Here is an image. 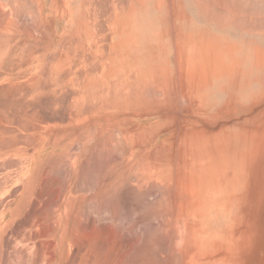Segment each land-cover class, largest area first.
<instances>
[{
	"label": "rangeland",
	"instance_id": "rangeland-1",
	"mask_svg": "<svg viewBox=\"0 0 264 264\" xmlns=\"http://www.w3.org/2000/svg\"><path fill=\"white\" fill-rule=\"evenodd\" d=\"M20 1L23 0H14L13 3L12 1H0V9H2L1 11L3 9L10 10L8 15H14L12 16L14 23L24 24L33 29L38 20L33 15L36 2L25 0L23 3ZM3 4L5 5L4 8L2 7ZM262 6L261 4L255 5V15L264 14ZM189 8L192 11V17L189 18V21L185 20V27L196 29L197 25L192 20L196 17H194L195 14L191 5ZM158 9L159 12L163 9L160 3ZM3 21L2 23L5 25L6 23ZM30 24L32 28L29 26ZM234 30L232 29V32L225 31V34L232 41L229 49H213L214 53L220 52L223 61L231 66L230 68L221 66L222 75L220 77L214 75L212 76L213 80L211 78L210 81H191L190 96L183 98L180 95V89L176 88L180 82H173L175 93L172 97L164 96L167 91H162L160 90L162 88L158 87L157 99L159 102L163 101L168 104L171 101L173 105L168 106L170 111L152 114L142 113L134 116V120L141 122L142 126H147L149 122L155 121L160 122L158 125L170 126L169 132L165 128H156L152 131L138 128V132H141L134 134L131 129L127 128L128 125L121 129L111 128L110 142L108 145L102 146L100 143L101 135L94 138V135L91 136V133L93 134L91 130H87L84 136L75 135L72 137H64L66 131L61 130L62 138H60V133L56 137H50L47 131L36 127L29 131L26 129L24 131L15 130V133L20 135L29 132V140L39 136L36 142H40L38 150L33 154V147L37 144L34 140L33 144L30 143L26 146L27 150L24 153L21 150H14L15 153L12 154L16 166H13V169L17 175L0 177V230L3 229L0 233V264H41L42 261L44 264L46 260V263L50 262L52 259L50 251L48 252L50 254L49 260V257L46 258L45 256L42 260L37 256L47 252L40 253V249H37L39 250L37 253L40 254L35 253L37 256L35 258L36 247L34 244L43 238L53 239L51 240L53 243L48 241L52 244L51 249L49 246L48 249L47 247L44 248L43 241L45 240H40L43 242L42 246L39 245L40 241L37 245L38 248L42 247V250L44 248L53 251L55 254L53 259L56 260L50 264H58L59 249L56 244L60 242L61 237H64L62 252L68 257L70 252L74 254L73 251L78 250L79 245L77 243L80 242L73 243L69 239L71 233L69 231L63 233L62 231V218H65V214L69 211L76 214L78 227L83 228L86 224V227L90 226L99 231L106 229L103 231L108 232L110 237L116 235L119 239L118 235H120L121 241L125 239L122 242L125 246L123 250L128 252L130 256L141 254L151 261L154 259L156 264H264V43L259 40H252L250 43L245 42L241 39L244 33L240 34ZM251 50H255L254 60L249 58ZM211 67V65L207 66L208 69ZM225 68L226 70H224ZM208 71L206 77L211 76ZM215 76L216 79H214ZM167 83L170 87L171 82ZM149 92L150 90L147 91V93ZM154 93V90L151 91V95ZM145 100L147 97L143 95V101ZM159 108L162 107L159 106ZM165 108L162 109L166 110ZM131 115L126 114L127 120L130 119ZM77 121L76 123H78ZM45 122L46 125L50 126L56 124L55 122ZM172 126H174L173 132ZM74 128L77 129L78 127ZM157 131V141L151 144V139ZM93 140L99 143L93 145L87 143ZM61 142L62 144H60ZM179 150H184L182 152H185L187 156L182 152L179 153ZM9 154L12 156L11 153ZM6 156H9L8 153H5ZM19 159H23L22 161H26L25 159L27 161L34 160L33 168L36 167L29 172L27 171L26 174L20 175L21 160L17 164ZM174 159H179V165ZM18 166L20 167L18 168ZM178 166L184 176L179 169L177 170ZM148 172H154L153 177L145 176ZM172 173L179 178L180 175L182 176V179L180 178L181 184L177 183L179 178L177 179L175 175L173 176L175 181L171 182ZM22 181L26 182L24 186ZM47 181H50V185ZM153 183L156 184V187L152 186ZM166 185L168 186L166 187ZM180 186L184 193L179 191V188L182 190ZM184 186L185 188H183ZM171 187L173 188L171 189ZM46 188L51 189L50 192L48 191L50 196L46 192ZM112 189H114L113 192H111ZM54 191H57V195ZM190 192L191 194L187 195ZM51 195L54 197L52 198ZM180 195L183 199H180ZM37 196L39 199L40 197L43 198L44 201L42 202L43 199L37 200ZM43 204L50 205V207L47 206L50 211L49 209L43 210ZM175 204L177 208L174 207ZM34 208L38 209L34 210ZM193 209L198 216L195 219L191 216ZM41 210L44 213L47 212L46 216L40 212ZM174 210H180L177 211L180 215H177ZM11 212L13 214L18 212V215L15 216ZM34 212L39 215L37 216ZM53 214H55L53 217L54 224L50 225ZM37 217L41 221H37ZM27 219L28 221L29 219L34 220V222L31 220L28 222ZM44 219L48 222V228L46 226L41 227L44 226ZM185 222H189L188 227L192 225L191 231L193 230L195 240L188 243V253H186L189 257L183 260L180 238L184 235ZM26 224L25 228L23 225ZM35 224L43 225L34 229L33 227L38 226ZM31 225L33 230H30ZM12 226L15 227L14 231ZM68 227L70 228V225ZM86 227L84 228L86 229ZM108 227V230H113L109 232ZM41 228L44 230L42 231ZM39 229L42 233L44 232V235L38 233ZM26 230L28 234L31 232L33 236L36 233L41 234L35 238L29 235L32 239L34 238L30 241L31 243L37 241V243L30 244L32 245L31 248L34 247V251L27 248L28 238L26 235L28 234ZM114 230L115 234L113 233ZM189 230L190 227L187 232L191 236ZM194 230L197 234L194 233ZM224 231L228 232L225 233ZM181 233L183 234L181 235ZM221 234H223V239ZM11 237L12 239H10ZM36 238L38 240H35ZM146 240L147 245L145 244ZM23 242L25 243L24 250L21 245ZM74 245L75 248L72 247ZM6 247L9 249L7 248V250ZM70 247L74 249L69 250ZM16 252L17 254L21 253V255L18 254L17 257ZM147 255L149 256L147 257ZM15 258L18 262L14 260ZM65 262L63 264H67L68 261Z\"/></svg>",
	"mask_w": 264,
	"mask_h": 264
},
{
	"label": "crops",
	"instance_id": "crops-1",
	"mask_svg": "<svg viewBox=\"0 0 264 264\" xmlns=\"http://www.w3.org/2000/svg\"><path fill=\"white\" fill-rule=\"evenodd\" d=\"M34 1H36V9H34L33 15L38 18L39 22L37 21L38 24L33 29L24 24L14 23L12 14H7L9 20L14 23L11 24L12 27L6 26L9 25L8 18L5 19V23L7 21L5 26L0 27V85L2 82L6 83L7 88L5 87V89L7 90L10 82L15 84L14 81L19 80L17 83L20 86L16 85L20 90L24 85L23 80H27L24 82H28V86L25 83L26 89L24 87L22 89L28 93L25 94L29 98L39 91V87H44L45 90L47 88L51 92L56 90L54 89L55 83L56 86L57 84L61 85V89L54 91L56 95L57 91H63L59 92L61 98L58 93L60 99L56 97L59 102L56 101L55 107L52 105L54 108L49 103L55 97L51 95L52 100L50 101L47 91H45L48 93L47 96L46 93L40 91L46 96L44 98L46 103L40 98L42 95L38 97L42 102L44 101L43 104L50 105V107L45 105V107H41L39 98H37L38 105L33 103L29 105L31 100L24 93L18 95L24 90L19 92L17 86L15 88L18 90H16L18 94L10 89L14 95H11L9 90H7L9 94L6 91V95L5 90L4 93L0 92L2 96L3 94L5 96L0 95L1 98L4 100L7 98L6 103L2 102L4 107L15 102L19 105V109L18 106H14L15 104L12 105L16 110H19L17 113H13L12 110L15 108L13 109L11 106L7 109L3 107L4 116L0 113V122H4L0 123V127L10 123L7 127L11 129L13 126L12 130L25 129L24 126L27 122L21 126L22 122L19 124L20 121H17L16 117H19L20 107L28 104L29 106L21 108L26 113L19 114L20 117L22 115L26 120H30L29 125L26 126L28 131L33 127H48L45 121L56 123L50 127L67 129L64 137L82 136V134L84 136L87 130L92 131L93 129L94 138L101 135L102 146L109 144L111 128L121 129L128 125L127 128L131 129L134 134L141 132H138V128L151 131L156 128H165L169 132L170 126L158 125L159 121L149 122L147 126H142L141 122L134 120V116L142 113L170 111L168 106L173 105L171 101L168 104L163 101L159 102L157 99L158 87L162 88L160 89L162 91H167L164 96L172 97L175 93L173 82H180L176 88L180 89L181 97H189L191 81L210 80L212 76L222 74L221 66L230 68L231 66L223 61L220 52L214 53L213 51L216 48L219 50L230 48L232 41L225 34V27H234V31L247 36L264 33V14L255 15V5L261 4L264 8V0ZM159 3L163 6L160 12ZM190 5L195 14L194 17H196L192 19L197 25L196 29L185 27V20L189 21V18L192 17ZM7 11L6 9L5 12ZM25 32H29L28 34L31 35ZM18 42L24 45L18 47ZM23 53L24 55H22ZM21 57L24 59L22 60ZM15 58L21 60L16 61ZM3 60L4 63H2ZM14 60L18 62L17 65ZM12 61L15 63L12 64ZM7 65L10 67L8 68ZM209 65L212 66L211 69L207 68ZM4 66L6 68H3ZM207 71L211 76H205ZM18 76L22 79H19ZM7 81H9L8 84ZM158 82L160 83L158 84ZM167 82H171L170 87ZM13 83L11 86L14 91ZM58 86L55 88H60ZM27 88L33 89V91L29 93ZM148 90H150L149 93H147ZM153 90L155 93L151 95ZM75 93L79 94V97L77 96L79 101L75 98L77 95ZM143 95H146L147 100L143 101ZM22 97H26L27 102ZM54 101L52 102L54 103ZM23 102L26 105H23ZM159 106L166 107V110ZM11 108L15 116L10 113ZM27 113L33 114V116L36 113L37 120L32 118L34 122H31L30 116L28 115V119L27 115L25 116ZM126 114H132L130 119L127 120ZM10 117L11 119H9ZM24 118L22 121H25ZM76 118L80 121H77ZM15 119H17L16 122ZM118 119L119 121H117ZM76 121L78 123H75ZM9 125L11 126L9 127ZM173 128L174 126H172V132ZM150 133L152 134V132ZM22 134H29V132ZM93 135L91 133L92 137ZM1 137L2 146L8 145L1 141ZM62 137L63 134L60 138ZM28 141L27 143H30V140ZM88 143L93 145L99 142L93 140ZM2 146H0V162L4 159V162L6 159H9L8 162H12L11 146L13 145L4 148ZM8 152L12 154L10 158L5 157V153ZM12 165L14 166L13 163ZM13 166L9 168L3 166L4 170L0 169V177L17 175L14 173Z\"/></svg>",
	"mask_w": 264,
	"mask_h": 264
},
{
	"label": "bare ground",
	"instance_id": "bare-ground-1",
	"mask_svg": "<svg viewBox=\"0 0 264 264\" xmlns=\"http://www.w3.org/2000/svg\"><path fill=\"white\" fill-rule=\"evenodd\" d=\"M2 1H3V0H2ZM6 1H7V0H6ZM9 1H10V0H9ZM15 1H18V0H15ZM24 1H25V0L20 1V2H23V3H24ZM33 1H34V0H33ZM34 2H36V1H34ZM5 3H6V2H4V4H5ZM12 3H13V1H12ZM25 3H26V2H25ZM4 4L2 5V7H3V6L5 7V5H7V4H5V5H4ZM9 4H10V3H9ZM26 4H27V3H26ZM34 5H35V3H34ZM0 6H1V5H0ZM12 6L14 7V5H12ZM20 6H21V5H20ZM24 6H25V4H24ZM2 7H1V8H2ZM4 7H3V8H4ZM27 7H28V6H27ZM29 7H30V6H29ZM15 9H16V7H15ZM29 9H30V8H29ZM31 9H32V7H31ZM33 9H34V8H33ZM35 9H36V7H35ZM1 10H2V9H0V11H1ZM12 10H13V9H12ZM17 10H18V8H17ZM23 10H24V9H23ZM26 10H27V9H26ZM3 11H4V12H3ZM3 11L0 12V26H2V25L5 26V25L2 23V21H3L4 19H6V16H8V15H7V14H8L7 12H9L10 10L7 11V12H5L6 9H3ZM14 11H15V10H14ZM2 12H3V13H2ZM11 12H12V11H11ZM4 13H6V14H4ZM9 13H10V12H9ZM16 13H17V12H16ZM18 14H19V12H18ZM21 14H22V13H21ZM23 14H25V13H23ZM26 14H27V11H26ZM36 14H37V13H36ZM5 15H6V16H5ZM12 16H14V15H12ZM19 16H20V15H19ZM24 16H25V15H24ZM21 17H22V16H21ZM7 18H8V20H9V17H7ZM8 20H7V21H8ZM25 20H26V19H25ZM7 21H6V23H7ZM15 21H16V20H15ZM23 21H24V20H23ZM37 21H38V20H37ZM3 22L5 23V20H4ZM38 22H39V21H38ZM8 23H11V21L9 20ZM22 23H24V22H22ZM36 23H37V22H36ZM1 24H2V25H1ZM11 24H14V23H11ZM11 24L6 25V26H8V27H12ZM26 24H27V23H26ZM31 24H32V23H31ZM31 24H30L29 26H31ZM37 24H38V23H37ZM32 25H33V24H32ZM21 26H22V25H21ZM15 27H16V26H15ZM13 28H14V27H13ZM13 28H11V29H13ZM22 28H23V27H22ZM31 28H32V26H31ZM35 29H36V28H35ZM232 29H234V27H231V26L225 27V31L227 30L228 32H232ZM23 30H24V29H23ZM25 30H26V29H25ZM23 32H24V31H23ZM3 33H4V32H3ZM25 33L28 34L29 32H28V33L25 32ZM5 35H6V34H5ZM5 35H4V36H5ZM7 35H8V34H7ZM10 35H11V34H10ZM16 35H17V34H16ZM28 35H31V34H28ZM7 38H8V37H7ZM241 39H242L243 41H245V42H249V43H250L252 40H259L260 42L264 43V33H254V34H250L249 36H247L246 34H244L243 37H242ZM7 41H8V40H7ZM9 41H10V40H9ZM20 41H21V40H20ZM26 42H27V41H26ZM18 43H19V42H18ZM15 44H16V43H15ZM13 45H14V44H13ZM19 45L22 47L24 44L21 45V44L19 43V44H18V47H19ZM18 47H17V48H18ZM9 48H10V47H9ZM9 48H8V49H9ZM19 49H20V48H19ZM23 49H24V48H23ZM16 50H17V49H16ZM16 50H14V51H16ZM6 52H7V51H6ZM6 52H5V53H6ZM9 52H10V50H9ZM9 52H8V54H11V53H12V51H11V53H9ZM6 55H7V53H6ZM20 55H21V54H20ZM22 55H24V53H23ZM4 57H5V56H4ZM7 57H8V56H7ZM12 57H13V55H12ZM16 57H17V56H16ZM19 57H20V56H19ZM249 58L252 59V60L255 59V50H251V52H250V57H249ZM0 59H1V58H0ZM2 59H3V58H2ZM5 59H6V58H5ZM19 59H20V58H18V60H19ZM21 59H22V57H21ZM21 59H20V60H21ZM23 59H24V58H23ZM23 59H22V60H23ZM10 60H12V59H10ZM15 60H16V58H15ZM15 60H14V61H15ZM18 60H16V61H18ZM16 61H15V62H16ZM6 62H7V60H6ZM15 62L12 61L11 63L14 64ZM19 62H20V61H19ZM23 62H24V61H23ZM23 62H22V64H23ZM2 63H4V60L2 61ZM8 63H10V61H8ZM253 63H254V62H253ZM12 64H10V65H12ZM17 64H18V62H16L15 65H17ZM15 65H14V67H15ZM20 65H21V63H20ZM1 66H3V65H1ZM7 66H8V68L10 67L9 65H7ZM12 66H13V65H12ZM12 66H11V69H12ZM3 68H6V67L4 66ZM8 68H7V69H8ZM221 68H222V67H221ZM220 70H221V69H220ZM224 70H226V69H224ZM229 71H230V70H229ZM221 72H222V71H221ZM220 75H222V74H220ZM220 75H217V76L220 77ZM18 77H19V79L21 78L20 76H18ZM216 78H217V77L215 76L214 79H216ZM13 79H14V78H13ZM21 79H22V78H21ZM112 79H113V78H112ZM121 79H122V78H121ZM10 80H11V79H10ZM210 80H211V79H210ZM210 80H209V81H210ZM212 80H213V78H212ZM12 81H13V80H12ZM24 81H27V80H23V82H22V83L24 84L23 87L25 86V83H26V82H24ZM8 82H9V81H7V84H8ZM14 82H15V84H14L13 82H10V83H9L10 86H9V88H8L7 90L10 89L12 92H16L17 89L15 88V86L18 87V85L20 86V84L17 83V82H19V80H18L17 82H16V81H14ZM2 83H3V82H2ZM2 83H1V85H2ZM11 83L14 84V88H13V89H15L14 91L12 90V86H11L12 84H11ZM20 83H21V80H20ZM215 83H216V82H215ZM5 84H6V83H5ZM5 84L3 83L4 86H3V85H2V86L0 85V86L2 87V89L0 88V89H1L0 92H3V91L5 90L4 92H5V95H6V91H7V90L5 89V87H6ZM16 84H18V85H16ZM26 84H27V86H28V82H27ZM58 85H59V84H57V86H58ZM7 86H8V85H7ZM21 86H22V84H21ZM57 86H56V83H55V87H57ZM59 86H60V88H55V87H54V89H56V90L61 89V85H59ZM59 86H58V87H59ZM10 87H11V88H10ZM23 87H22V88H23ZM25 87H26V86H25ZM25 87H24V89H26ZM52 87H53V86H52ZM3 88H4V89H3ZM6 88H7V87H6ZM22 88H21L20 90H24V89H22ZM62 88H63V86H62ZM27 89H28L29 93H31L30 91H33V89H31V90H29V88H27ZM40 89H41V90H40ZM42 89H44V90H42ZM10 90H9V91H10ZM18 90H19V87H18ZM18 90H17V91H18ZM20 90H19V92H20ZM56 90H54V91H56ZM9 91H7V94H9V93H8ZM11 91H10L11 95H12V94L14 95V93H12ZM26 91H27V90H26ZM28 91H27V92H28ZM40 91L43 92L44 94L46 93L45 91H47V92L49 93V95H48V93H46L45 95H46V96H47V95L49 96L50 101L52 100V99H51L52 96L55 97V98H53V100H52V101H54V99H56V100L54 101V103H53L52 101H51V103H49V104L51 105V107H52V105L54 106L55 104H57V102H59L58 99L61 98L59 92H60V91L62 92L63 90H59V91H57V95H56V93H55L54 91L51 92V91H50L49 89H47V88H46V90H45L44 87H43V88L39 87V91H37L36 93H34L33 96H31L30 98L27 97L28 95H26V94H28V93H26L25 90H24V92L21 91L22 93H21V92H20L19 94H18V92H16V93H17L18 95L23 94V93H24V94L26 93V94H25L26 97H27L28 99L31 100V101L29 100V101L31 102V103H29V105H31L32 103H33L34 105H35V104L38 105V102H37V101H38L37 98H39L38 96H39V95H42V96H40V98L43 99V100H44V98L46 97L43 93L41 94ZM4 92H3V93H4ZM38 92H39V93H38ZM50 92H51V93H50ZM79 92H80V91H79ZM103 92H104V91H103ZM3 93H2V94H3ZM16 93H15V94H16ZM53 93H54V95H53ZM58 93H59V97H60V98H58ZM81 93H82V92H81ZM35 94H36V95H35ZM75 94H77V95H75V98H77V96H78L79 94H78V93H75ZM0 95H1V94H0ZM18 95H17V96H18ZM51 95H52V96H51ZM1 96H2V95H1ZM1 96H0V99H2V100L0 101V102H1L0 105H2V104L6 101V99H7V98H6V99L4 100L3 98H1ZM3 96H4V94H3ZM3 96H2V97H3ZM8 96H10V95H8ZM36 96H37V97H36ZM43 96H44V97H43ZM50 96H51V97H50ZM4 97H5V96H4ZM26 97H25V98L22 97V99H25L26 102H27L28 99H27ZM33 97H34V98H33ZM56 97H57L58 99H57ZM78 97H79V96H78ZM31 98H33V99H31ZM35 98H36V100H35ZM40 98H39V99H40ZM49 98H48V99H49ZM41 99L39 100V102H41V103L43 104V102H44L45 100L42 102ZM77 99H78V101H79V98H77ZM25 100H23V101L25 102ZM46 100H47V99H46ZM13 101H14V100H13ZM15 101H16V100H15ZM15 101H14V102H15ZM29 101H28V102H29ZM32 101L37 102V103H34V102H32ZM48 101H49V100H48ZM48 101H47V104H48ZM50 101H49V102H50ZM56 101H57V102H56ZM75 101H77V100H75ZM75 101H74V102H75ZM2 102H3V103H2ZM24 102H23V105H26ZM55 102H56V103H55ZM80 102H81V101H80ZM80 102H79V103H80ZM5 103H6V102H5ZM15 103H16V102H15ZM15 103H14V104H15ZM41 103H39L41 107H45V106H46V107H50V105H49V106H48V105H45V104L42 105ZM45 103H46V101H45ZM75 103H77V102H75ZM203 103H204V102H203ZM14 104L11 103V104L8 105V107H7V105H6L5 107H6V109H7V108H9V106H11V107L14 109L16 106H18V109H19V105H18V104H15V105H14ZM12 105H14L15 107L12 106ZM21 105H22V103H21ZM27 105H28V104H27ZM27 105H26V106H22V107H20V113H18V116H19V117H16L18 120H17V119L14 120L15 122H16V120H17V121H20L19 124L22 122V123L20 124L21 126H23L25 122H27V123H26V126H27L28 122H30V120L28 121V120H26L24 117H22V115H21V117H20V115H19V114H24V113H26V111L24 112V110L21 109V108L27 107ZM29 105H28V106H29ZM44 105H45V106H44ZM32 106H33V105H32ZM55 106H56V105H55ZM55 106H54V107H55ZM0 107L2 108V109L0 108L1 111H2V112L0 111V113H2V116H4V115H3V113H4V112H3L4 104H3L2 106H0ZM5 107H4V108H5ZM54 107H52V108H54ZM12 108L10 109V111L12 110ZM18 109H17V110H18ZM15 110H16V108H15L14 110H12L13 113H14V112L17 113V110H16V111H15ZM22 110H23V111H22ZM12 111H11L10 113H12ZM18 111H19V110H18ZM13 113H12V115H14ZM5 114H6V112H5ZM7 114H8V113H7ZM26 115H27V119L29 118L28 115L30 116L31 122H32V121L34 120V118L36 117V113H35V116H33V114H28V113L25 114V116H26ZM0 116H1V114H0ZM8 116H9V115H8ZM14 116H15V115H14ZM14 116H13V117H14ZM16 116H17V114H16ZM74 116H75V115H74ZM37 117H38V116H37ZM20 118H21V119H20ZM23 118H24L25 121H22ZM32 118H33V120H32ZM9 119H11V117H10ZM35 119L37 120V118H35ZM1 120H2V119H1ZM69 120H70V119H69ZM77 120H79V119H77ZM14 121H11V122L13 123ZM1 122H4V121H1ZM1 122H0V123H1ZM15 122H14V123H15ZM33 122H34V121H33ZM38 122H39V121H38ZM41 122H42V120H41ZM7 123H8V122H7ZM75 123H76V122H75ZM2 124H3V123H2ZM8 124H10V123H8ZM8 124L4 125L3 127H0V137L2 136V137H1V141L4 142V144H8L9 146H11V144L13 145V146H11V150L13 151V154L15 153L14 150H21V151H23V153H24V152L27 150V149H26V146H28L30 143H32L33 140H34V142L37 143V144L35 145V147H33L32 154L35 153V152L38 150V145H39V142H40V141H37V142H36V139H37V138L39 139V136H37L36 139H31L32 141L30 140V141H31L30 143H27V142H29L28 140H29L30 137L28 138V136H29L30 134H24L25 136L22 135V134H21V135H20V134H17V133H15V130H16V129H13V130H12V127H13V126L9 125V127L11 126V129L7 127ZM73 124H74V123H73ZM28 125H29V124H28ZM33 125H34V124H33ZM68 125H69V124H68ZM71 125H72V123H71ZM71 125H69V126H71ZM5 126H6L8 129H7ZM21 126H20V127H21ZM26 126H24L25 129H26ZM34 126H36V125H34ZM64 126H65V125H64ZM66 126H67V125H66ZM69 126H68V127H69ZM71 127H72V126H71ZM1 128H2V129H1ZM4 128H5V129H4ZM16 128H17V127H16ZM33 128L35 129V127H33ZM58 128H59V127L54 128V127H50V125H48V127H46V128H42V126H41L40 129L45 130V132L47 131V133L49 134L50 137H51V136H55V137H56V135H59V133H60V135L62 134L61 130H62L63 128H62V129H58ZM66 128H67V127H66ZM91 128H92V127H91ZM94 128H95V127H94ZM21 129H23V128H21ZM25 129H23V130H25ZM48 129H49V131H48ZM68 129H69V128H68ZM26 130H28V129H26ZM43 130H41V131H43ZM81 130H82V129H81ZM39 131H40V130H39ZM65 131H67V129H66ZM69 131H70V130H69ZM72 131H73V130H72ZM79 131H80V130H79ZM92 131H93V129H92ZM70 132H71V131H70ZM74 133H75V132H74ZM6 134H8V135H6ZM11 134H12V135H11ZM31 134H32V133H31ZM43 134H44V133H43ZM70 134H71V133H70ZM32 135H33V134H32ZM35 135H36V134H35ZM64 135H66V133H65ZM82 135H83V134H82ZM92 135H93V134H92ZM157 136H158V131L156 132L155 136L152 137L151 142H150L151 144H153L152 142H156V141H157V138H158ZM26 137H27V138H26ZM32 137H33V136H32ZM57 137H58V136H57ZM34 138H35V137H34ZM134 138H135V137H134ZM131 139H132V138H131ZM185 139H186V138H185ZM78 140H79V139H78ZM11 141H12V143L10 144ZM105 141H106V140H105ZM140 141H141V140H140ZM145 141H146V140H145ZM7 142H8V143H7ZM77 142H78V141H77ZM205 142H206V141H205ZM0 143H1V142H0ZM19 143H21L20 146H18ZM80 143H81V142H80ZM87 143H88V142H87ZM135 143H136V142H135ZM141 143H142V142H141ZM143 143H144V142H143ZM24 144H25V146H24ZM32 144H33V143H32ZM40 144H41V143H40ZM43 144H44V143H43ZM2 145H3V144L1 143L0 146H2ZM8 145H4V146H2V147L4 148V147H7ZM73 145H74V144H73ZM82 145H83V143H82ZM107 145H108V144H107ZM200 145H201V143H200ZM104 146H105V145H104ZM201 146H202V145H201ZM44 147H45V146H44ZM93 149H94V148H93ZM185 149H186V148H185ZM70 150H71V149H70ZM89 150H90V148H89ZM97 150H98V149H97ZM179 151H180V150H179ZM182 151H184V150H182ZM182 151H180L179 153H181ZM185 151H188V150H185ZM103 152H104V151H103ZM173 152H174V151H173ZM188 152H189V151H188ZM26 153H27V152H26ZM69 153H70V152H69ZM97 153H98V152H97ZM175 153H176V152H175ZM175 153H174V154H175ZM182 153H183V152H182ZM28 154H29V153H28ZM148 154H149V153H148ZM183 154H185V152H184ZM183 154H182V156H183ZM8 155L11 156V155L9 154V152H8ZM160 155H161V154H160ZM195 155H196V154H195ZM9 156H8V157H9ZM32 156H33V155H32ZM34 156H35V155H34ZM161 156H162V155H161ZM185 156H187V155L185 154ZM185 156H184V157H185ZM24 157H25V156H24ZM26 157H27V156H26ZM28 157H29V156H28ZM36 157H37V156H36ZM150 157H151V156H150ZM33 158H34V157H33ZM177 158H179V156H177ZM181 158H182V157H181ZM15 159H16V158H15ZM15 159H14V160H15ZM17 159H18V158H17ZM17 159H16V160H17ZM27 159H29V158H27ZM27 159H25L26 161H22L23 159H19V162L17 161V164H18V163H20V160H21V168H20L21 174H20V175H24V174L27 173V171L29 172L30 170H32V169H34V168L36 167V166H35V167L33 168V166L35 165V163H33L34 160H33V161H27ZM34 159H35V158H34ZM67 159H68V156H67ZM179 159H180V158H179ZM179 159H178V160H179ZM7 160H9V159H6L7 164H6V162H5V164H4L5 159H4V161H2L3 163L0 162V169L2 168V171H3L4 168H6V167L9 168L10 166H13L12 163L14 164L13 161H12V162L9 161V162H10V163H9ZM10 160H11V159H10ZM16 160H15V161H16ZM174 160H175V159H174ZM178 160L176 159L175 161L178 162ZM187 160H188V159H187ZM145 161H147L146 158H145ZM145 161H144V162H145ZM183 161H184V160H183ZM183 161H180V162L182 163ZM189 161H190V160H189ZM67 162H68V161H67ZM69 162H70V161H69ZM1 163H2V165L4 166V168H3V166L1 165ZM8 163H9L10 165H9ZM135 163H136V162H135ZM56 164H57V163H56ZM140 164H141V163H140ZM175 164H176V163H175ZM195 164H196V163H195ZM69 165H70V164H69ZM69 165H68V166H69ZM178 165H179V162H178ZM14 166H16V165L14 164ZM138 166H139V165H138ZM142 166H143V163H142ZM146 166L148 167L147 164H146ZM174 166L176 167V165H174ZM19 167H20V166H18V168H19ZM95 167H96V166H95ZM69 168H70V167H69ZM179 168H180V167L178 166L177 170H178ZM213 168H215V167H213ZM15 169H16V168H15ZM136 169H137V167H136ZM138 169H139V168H138ZM174 169H175V168H174ZM216 169H218V168H216ZM44 170H45V169H44ZM54 170H55V169H54ZM54 170H52V171H54ZM133 170H134V169H133ZM175 170H176V169H175ZM179 170H180V169H179ZM189 171H190V170H189ZM42 172H43V171H42ZM49 172H50V171H49ZM108 172H109V171H108ZM159 172H160V171H159ZM164 172H165V170H164ZM172 172H173V171H172ZM180 172H181V174H182V171H181V170H180ZM0 173H1V170H0ZM9 173H10V172H9ZM153 173H154V172H153ZM153 173H152V172H148V173L145 174V176H148V177H151V176H152V177H153ZM162 173H163V172H162ZM162 173H161V174H162ZM174 173H175V172H174ZM176 173H177V172H176ZM183 173H184V172H183ZM53 174H55V173L53 172ZM155 174H156V173H155ZM157 174H158V173H157ZM2 175H3V174H2ZM47 175H48V174H47ZM143 175H144V173H143ZM167 175H168V174H167ZM171 175H172V177H173L174 175L176 176V174L173 175V173H172ZM182 175H183V174H182ZM13 176H14V175H13ZM158 176H159V175H158ZM183 176H184V175H183ZM186 176H188V175H186ZM189 176H190V175H189ZM43 177H44V176H43ZM55 177H56V176H55ZM95 177H96V176H95ZM133 177H134V176H133ZM165 177H166V176H165ZM176 177H177V179L179 178V176H176ZM190 177H191V176H190ZM44 178H45V177H44ZM180 178L182 179V176H181V175H180ZM180 178H179V182H180ZM187 178H188V177H187ZM7 179H8V178H7ZM40 179H41V178H40ZM54 179H56V178H54ZM123 179H124V178H123ZM42 180L44 181V179H42ZM49 180H50V179H49ZM51 180H52V181H55V180H53V179H51ZM116 180H117V179H116ZM118 180H119V179H118ZM118 180H117V181H118ZM127 180H128V179H127ZM173 180L175 181V178H174V177H173V179H172L171 182H173ZM3 181H4V180H3ZM38 181H39V180H38ZM52 181H51V183H52ZM56 181H57V180H56ZM183 181H184V180H183ZM196 181H197V180H196ZM41 182H42V181H41ZM179 182H178V180H177V183H178V184H181V182H180V183H179ZM25 183H26L25 181H22L23 186L25 185ZM45 183H46V182H45ZM47 183H49V185H50V181H47ZM175 183H176V182H175ZM177 183H176V184H177ZM41 184H42V183H41ZM41 184H40V185H41ZM53 184H54V183H53ZM111 184H112V183H111ZM154 184H155V183H153L152 186H153V187H156V184H155V186H154ZM157 184H158V183H157ZM163 184H164V183H163ZM163 184H162V185H163ZM165 184H166V183H165ZM165 184H164V185H165ZM176 184H175V185H176ZM182 184H184V183H182ZM185 184H186V183H185ZM112 185H113V184H112ZM114 185H115V183H114ZM149 185L151 186V184H149ZM173 185H174V183H173ZM175 185H174V186H175ZM43 186H44V185H43ZM45 186H46V185H45ZM132 186H133V185H132ZM135 186H136V185H135ZM137 186H138V185H137ZM167 186H168V185H166V187H167ZM176 186H177V185H176ZM190 186H191V185H190ZM17 187H18V186H17ZM50 187H51V186H50ZM50 187H49V188H50ZM54 187H55V186H54ZM54 187H53V188H54ZM180 187H181V186H180ZM37 188H38V187H37ZM40 188H41V186H40ZM40 188H39V189H40ZM42 188H43V187H42ZM109 188H110V187H109ZM112 188H113V187H112ZM146 188H147V187H146ZM172 188H173V187H171V189H172ZM177 188H178V186H177ZM177 188H176V189H177ZM183 188H185V186H184ZM189 188H190V187H189ZM114 189H115V188H114ZM114 189H112L111 192H113ZM155 189H156V188H155ZM181 189H182V187H181ZM41 190H43V189H41ZM46 190H47L46 192H48L49 190L51 191V189H47V188H46ZM53 190H54V189H53ZM152 190H153V189H152ZM169 190H170V188H169ZM187 190H188V189L186 188V191H187ZM36 191H37V190H36ZM36 191H35V192H36ZM50 191H49V192H50ZM115 191H117V190H115ZM119 191H120V190H119ZM147 191H148V189H147ZM171 191H172V190H171ZM175 191H177V190H175ZM179 191L182 192L183 189L180 190V188H179ZM191 191H192V189H191ZM39 192H40V191H39ZM39 192H38V193H39ZM43 192H44V191H43ZM49 192H48V195H49ZM56 192H57V191H56ZM56 192L54 191L55 194H56ZM121 192H122V191H121ZM145 192H146V191H145ZM177 192H178V191H177ZM180 192H179V193H180ZM36 193H37V192H36ZM40 193H41V192H40ZM51 193H52V192H51ZM109 193H110V192H109ZM182 193H184V192H182ZM124 194H125V193H124ZM177 194H178V193H177ZM185 194H186V192H185ZM185 194H183V197H185ZM190 194H191V192H190L189 194L187 193V195H190ZM53 195H54V194H53ZM56 195H57V194H56ZM181 195H182V194H181ZM181 195H180V199H183V198H181ZM42 196H43V195H42ZM45 196H46V195H45ZM49 196H50V195H49ZM54 196H55V195H54ZM54 196L51 195L52 198H53ZM123 196H124V195H123ZM147 196H148V195H147ZM31 197H32V196H31ZM37 197H38L37 200H40V199L42 200V199H43V198H41V197H40V199H39V196H37ZM47 197H48V196H47ZM56 197H57V196H56ZM174 197H176V196H174ZM177 198H179V197H177ZM33 199H34V198H33ZM33 199H32V200H33ZM50 199H51V198H50ZM106 199H107V198H106ZM175 199H176V198H175ZM180 199H179V200H180ZM185 199H186V198H185ZM0 200H1V199H0ZM46 200H47V199H46ZM48 200H49V199H48ZM103 200H104V199H103ZM103 200H102V201H103ZM43 201H44V199L42 200V202H43ZM102 201H101V202H102ZM171 201H172V200H171ZM183 201H184V200H183ZM7 202H8V201H7ZM40 202H41V201H40ZM40 202H39V203H40ZM48 202H49V201H48ZM52 202H53V201H52ZM105 202H106V201H105ZM108 202H109V201H108ZM108 202H107V203H108ZM177 202H178V201H177ZM179 202H180V201H179ZM187 202H188V201H187ZM54 203H55V202H54ZM164 203H165V201H164ZM168 203H169V201H168ZM171 203H173V202H171ZM188 203H190V201H189ZM0 204H1V203H0ZM49 204H50V203H49ZM104 204H105V203H104ZM40 205H41V203H40ZM44 205H45V206H44ZM107 205H108V204H107ZM38 206H39V205H38ZM38 206H37V207H38ZM47 206H48L47 204H43V206H42V207H43V210H45V209L48 210L49 208L47 209ZM94 206H95V205H94ZM130 206H131V205H130ZM134 206H135V205H134ZM156 206H157V205H156ZM177 206H178V205H177ZM45 207H46V208H45ZM48 207H50V205H49ZM91 207H92V206H91ZM174 207L177 208V207H176V204L174 205ZM178 207H179V206H178ZM112 208H113V207H112ZM112 208H111V209H112ZM115 208H116V207H115ZM187 208H188V206H187ZM36 209H38V208H34V210H36ZM51 209H52V207H51ZM180 209H181V208H180ZM30 210H31V209H30ZM34 210H32V211H34ZM39 210H40V206H39ZM39 210H38V211H39ZM46 210H45V211H46ZM49 211H50V209H49ZM142 211H143V210H142ZM174 211H175V210H174ZM177 211H178V210L175 211V212L177 213V215H180V214H178V212H179L180 210H179L178 212H177ZM27 212H28V211H27ZM29 212H30V211H29ZM29 212H28V213H29ZM40 212L42 213L43 211L41 210ZM53 212H54V210H53ZM135 212H136V211H135ZM175 212H174V213H175ZM11 213H12V212H11ZM14 213H15V212H14ZM35 213H36V212H34V214H35ZM41 213H40V214H41ZM43 213H44V212H43ZM49 213H50V212H49ZM174 213H173V214H174ZM12 214H13V213H12ZM34 214H33V215H34ZM36 214H37V216L39 215L38 213H36ZM45 214H47V212L44 213V215H45ZM133 214H134V213H133ZM13 215H15V216L18 215V212H16V213L13 214ZM42 215H43V214H42ZM44 215H43V216H44ZM65 215H66V217H65V218H62V224H63V229H62V231H63V233H66L67 231H69V232L71 233V235H70L71 237H70L69 239H70L73 243H76V242H80V243H77V244L79 245V248L76 247L78 250H77L76 252L73 251L74 254H72V253L70 252L71 254L69 253V257H68L67 254L65 255V254L62 252V251H63V238H64V237H61V238H60V242L56 244V246H57L58 249H59V254H58V258H57V263H58V264H63L65 261H68L67 264H141V263H143V264H156L154 259H153L154 261H153V260L151 261V259H148V258H146V257L141 256V254H139L138 256H130L128 252H126V251L123 250V248H124L125 246L122 244V242H123L125 239L123 238L124 240L121 241V239H120V235H118L119 239L116 237V235H114L115 237H114V236H111V237H110L109 234H108V232L106 233V231H105V232L103 231V230H106V229H103V230L100 229V230H102V231H99V230H97V229H94L93 227L91 228V227L88 225V226L91 228V229H90L89 227H86V224H84V225H85L84 227H86V229H85L84 227H83V228H82V227H78V223H77V220H76V214H74V213H72V212L69 211V212L66 213ZM177 215H176V216H177ZM31 216H32V215H31ZM45 216H46V215H45ZM54 216H55V214H53V216H52V221H51L50 225L54 224V223H53V217H54ZM164 216H165V215H164ZM191 216H192L193 219H195L196 216H197V213L195 212L194 209L191 211ZM29 217H30V215H29ZM197 217H198V216H197ZM27 218H28V217H27ZM32 218H33V217H32ZM39 218H40V217H39ZM161 218H162V217H161ZM177 218H179V217H177ZM30 220H31V219H29V221H28V219H27L28 222H30ZM39 220L41 221V219H38V217H37V221H39ZM44 220H45V219H44ZM49 220H50V219H49ZM179 220H180V219H179ZM21 221H22V219H21ZM31 221L34 222V220H31ZM37 221H36V222H37ZM10 222H11V221H10ZM23 222H24V221H23ZM44 222L46 223V225H45V223H43L44 226H41V225H43V224H41L40 226H41V227H45V226H46V228H48V227H49L48 224H47L48 222H46V220H45ZM146 222H147V221H146ZM163 222H164V221H163ZM181 222H182V221H181ZM18 223L20 224L21 222H18ZM41 223H42V222H41ZM174 223H175V222H174ZM6 224H7V223H6ZM21 224H22V223H21ZM32 224L34 225V223H32ZM39 224H40V223H39ZM80 224H81V223H80ZM89 224H90V223H89ZM145 224H146V223H145ZM176 224H177V223H176ZM182 224H183V223H182ZM0 225H1V224H0ZM35 225H38V224H35ZM68 225H70V228L68 227ZM147 225H148V224H147ZM188 225H189V222H185V225H184L185 230H184V232H183L184 235H182L183 233H181L182 236H181V238H180L181 253H182L181 256H182L183 260L189 257L188 254H187V253H188V251H187V249H188V247H187V246H188V243H190V241L195 240V239H194V236H193V230L191 231V227H192V225L189 226V227H190V230H189V231H191V236L188 235V233H189V232H187V231H188V228H189ZM228 225H229V224H228ZM5 226H6V225H5ZM18 226H19V225H18ZM21 226H22V225H21ZM21 226H20V228H21ZM23 226H25V228H26L27 224H26V225H23ZM23 226H22V228H23ZM40 226L38 225V226H35V227H33V228L36 229V227H40ZM55 226H56V225H55ZM80 226H81V225H80ZM145 226H146V225H145ZM180 226H181V225H180ZM195 226H196V225H195ZM12 227H13V226H12ZM12 227H11V228H12ZM30 227H31V229H30L29 226H28V228H29L30 230H33V229H32V225H31ZM51 227H52V226H51ZM94 227H95V226H94ZM170 227H171V226H170ZM9 228H10V227H9ZM14 228H15V227L12 228L13 231H14ZM17 228H19V227H17ZM20 228H19V229H20ZM25 228H24V229H25ZM28 228H27V230H28ZM46 228H45V229H46ZM81 228H82V229H81ZM88 228H89L90 230H89ZM99 228H100V227H99ZM99 228H98V229H99ZM116 228H117V227H116ZM166 228H167V227H166ZM184 228H182V229H184ZM37 229H38V228H37ZM41 229H42V228H41ZM49 229H50V228H49ZM80 229H81V230H80ZM108 229H109V227L107 228V230H108ZM231 229H232V228H231ZM20 230H21V229H20ZM27 230H26V231H27ZM30 230H29V231H30ZM43 230H44V229H42V231H43ZM47 230H48V229H47ZM111 230H113V229H110V230H108V231L110 232ZM227 230H228V229H227ZM2 231H3V229L0 230V233H1ZM16 231H18V230H16ZM37 231H38V230H37ZM229 231H230V230H229ZM7 232H8V231H7ZM18 232H19V231H18ZM21 232H22V231H21ZM32 232H33V231H32ZM34 232H35V231H34ZM34 232H33V233H34ZM39 232L42 233V232L40 231V229H39L38 233H39ZM45 232H48V231H45ZM112 232H113V231H112ZM186 232H187V234H186ZM224 232H225V231H224ZM227 232H228V231H227ZM227 232H225V233H227ZM11 233H12V232H11ZM16 233H17V232H16ZM23 233H24V232H23ZM30 233H31V232H29V234H28V231H27V234H28V235H26V238H28V239H27V240H28V243H27V244H28V245H27V246H28V247H27L28 250H29V248H31V246H32V245H30V244L37 243V241H36V242H32V243H31L30 241L33 240V239L35 238V236L37 237L38 235H41V234H37V233H36V234H34L35 236H33L32 233H31V234H30ZM113 233H114V234L116 233L115 230H114ZM144 233H145V232H144ZM194 233L197 234V232H195V230H194ZM198 233H199V232H198ZM222 233H223V232H222ZM68 234H69V233H68ZM121 234H122V233H121ZM7 235H8V234H7ZM15 235H16V234H15ZM29 235H31V236L34 237V238L32 239V237L29 236ZM42 235H44V232L42 233ZM125 235H126V234H125ZM10 236H12V235H10ZM23 236H24V235H23ZM27 236H28V237H27ZM136 236H137V235H136ZM222 236H223V234H221V237H222ZM3 237H4V236H3ZM29 237H31L30 240H29ZM137 237H138V236H137ZM137 237H136V238H137ZM195 237H196V235H195ZM15 238H16V236H15ZM26 238H24L25 241H26ZM126 238H127V236H126ZM224 238H226L225 235H224ZM7 239H8V238H7ZM7 239H6V241H7ZM10 239H12V237H11ZM197 239H198V238H197ZM222 239H223V237H222ZM14 240H15V239H14ZM22 240H23V239H22ZM35 240H38V238H36ZM35 240H34V241H35ZM40 240H41V241L45 240V241H43V242H44V248L47 247V249L52 245L51 243H53V242L51 241V240H53L52 238H51V240H50V239L48 240V239H45V238H43V240H42V239H39V241H40ZM132 240H133V239H132ZM137 240H138V238H137ZM162 240H163V239H162ZM172 240H173V239H172ZM10 241L13 242V240H10ZM17 241H18V240H17ZM39 241H38V243H39ZM41 241H40V242H41ZM48 241H50L51 243L48 242ZM133 241H134V240H133ZM164 241H165V240H164ZM43 242L39 243V245L41 244V246H42ZM46 242H48V243H46ZM38 243H37V244H34L35 247H36V249H35L36 252L34 251V247L31 248L32 251H34V254H35V253H36V254L39 253V252L37 253V251H39V250H37V249H40V253H42L43 251H47V252H46L47 254L43 252L44 255L39 253L40 255H37V256H38L39 258H42V260H44L43 257L46 256V258H47V257H49L50 254H52V255H51V256H52V257H51L52 259L50 260V262H51V263L55 262L56 259H53V258L55 257V254L53 253V251H52V250H46V249H44V248H43V250H42V249H41L42 247H39V248H38V247H37ZM45 243H46V244H45ZM49 243H50V245H49ZM146 243H147V240H146L145 244H146ZM165 243H166V242H165ZM47 244H48V245H47ZM70 244H71V243H70ZM138 244H139V243H138ZM160 244H161V243H160ZM7 245H9V244H7ZM18 245H20V244L18 243ZM18 245H17V247H18ZM21 245L23 246V250H24V245H25V243L23 242V244H21ZM29 245H30V247H29ZM46 245H47V246H46ZM71 245H72V244H71ZM146 245H147V244H146ZM199 245H200V243H199ZM22 246L20 247L21 249H22ZM48 246H49V247H48ZM66 246H67V245H66ZM14 247H15V246H14ZM14 247H13V250H14ZM72 247L75 248V245L72 246ZM7 248H8V247H6V249H7ZM25 248H26V246H25ZM27 248H26V249H27ZM70 248H71V247H70ZM70 248H69V250H73V249H74V248H71V249H70ZM2 249H3V248H2ZM8 249H9V248H8ZM8 249H7V250H8ZM21 249H20V251L22 252L23 250H21ZM50 249H51V247H50ZM16 250H17V248H16ZM28 250H27V251H28ZM41 250H42V251H41ZM79 250H80V251H79ZM18 251H19V250H18ZM18 251H17V252H18ZM20 251H19V252H20ZM25 251H26V250H25ZM49 251H50V252H49ZM7 252H8V251H7ZM12 252H13V251H12ZM17 252H16L15 255L18 257V254L21 255V253H18V254H17ZM48 252H49L50 254H48ZM184 252H185V254H184ZM186 252H187V253H186ZM22 253H24V252H22ZM26 253H27V252H26ZM26 253H25V255L28 254V253H27V254H26ZM32 253H33V252H32ZM163 253H164V251H163ZM4 254H5V253H4ZM12 254H13V253H12ZM36 254H35V258L37 257ZM2 255H3V254H2ZM2 255H1V256H2ZM15 255H14V256H15ZM22 255H23V254H22ZM30 255H31V254H30ZM16 256H15V257H16ZM23 256H24V255H23ZM28 256H29V255H28ZM66 256H67L68 259L66 258ZM148 256H149V255H147V257H148ZM19 257H20V256H19ZM21 257H22V256H21ZM25 257H26V256H25ZM33 257H34V256H33ZM6 258H7V257H6ZM39 258H38V260H39ZM30 259H31V258H30ZM49 259H50V257L48 258V260H49ZM66 259H67V260H66ZM166 259H167V258H166ZM166 259H165V260H166ZM14 260H16V258H15ZM18 260L20 261V258H18ZM35 260H37V259H35ZM38 260H37V261H38ZM45 260H46V259H45ZM161 260H162V259H161ZM188 260H189V259H188ZM16 261H17V260H16ZM24 261H25V260H24ZM37 261H36V262H37ZM46 261H47V260H46ZM46 261H44V264H47V263L50 264V262H47V263H46ZM2 262H3V261H2ZM17 262H18V261H17ZM33 262H34V260H33ZM40 262H41V261H40ZM40 262H39V263H40ZM42 262H43V261H42ZM42 262H41V264H43ZM162 262H163V260H162ZM28 263H29V262H28ZM65 263H66V262H65ZM168 263H169V262H168ZM170 263H171V262H170ZM17 264H18V263H17ZM29 264H30V263H29ZM33 264H34V263H33ZM36 264H37V263H36ZM164 264H166V263H164Z\"/></svg>",
	"mask_w": 264,
	"mask_h": 264
}]
</instances>
